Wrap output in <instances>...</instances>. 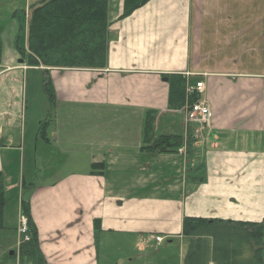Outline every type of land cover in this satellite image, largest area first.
<instances>
[{
	"label": "crops",
	"instance_id": "0c3cea01",
	"mask_svg": "<svg viewBox=\"0 0 264 264\" xmlns=\"http://www.w3.org/2000/svg\"><path fill=\"white\" fill-rule=\"evenodd\" d=\"M40 2L0 0L9 22L0 35V177L6 203L1 235L18 236L22 201H29L47 264H151L150 257L163 255L169 262L172 254L175 264H186L194 241L185 234L186 220L264 222V0H150L124 19V0H110L104 69L41 68L57 102L86 106L100 116L129 113L141 121L138 139L124 145L115 139L118 122H96L104 138L92 144L96 154L86 156L89 172L68 174L53 167L55 158L61 162L68 154L60 152L61 145L85 144L55 139L57 122L48 118L39 127L32 124L30 134L25 126L27 73L34 68L25 59L21 63L16 38L20 21L28 37L30 10ZM18 45L27 50V38L24 47ZM168 77L183 81L182 108L175 107L179 100L169 104ZM198 83L204 93L188 97L187 89ZM192 98L211 109L203 128L186 123ZM147 119H153V140L173 137L179 147L145 150ZM26 167L34 173L44 167L50 181L32 178L28 186ZM9 194L18 198L14 222ZM155 262L164 264L161 258Z\"/></svg>",
	"mask_w": 264,
	"mask_h": 264
},
{
	"label": "trees",
	"instance_id": "16d2710c",
	"mask_svg": "<svg viewBox=\"0 0 264 264\" xmlns=\"http://www.w3.org/2000/svg\"><path fill=\"white\" fill-rule=\"evenodd\" d=\"M110 0H41L30 10L28 26V53L19 47L26 33L20 21L16 46L19 54L30 67L43 66L51 69L100 70L106 67L111 41L108 21ZM150 0H124L121 19L145 6ZM21 14H15V18ZM2 44L0 41V63ZM169 104L179 100L175 107L182 108L186 102L183 81L173 82L168 77ZM44 92L54 102V89L50 78L44 79ZM197 98H192L194 103ZM153 119L146 120L145 140L150 142L145 150L167 153L179 147L180 141L173 137L153 140ZM32 168V167H31ZM31 168L26 167L31 178ZM27 172V173H26ZM29 182V181H28ZM27 184L28 186L32 185ZM3 182L0 177V212L5 206ZM22 213L27 219L28 241L20 247V264H47L40 250L38 230L33 222L29 201L22 202ZM185 234L191 236L190 252L186 264H264V222L259 225H233L204 223L186 220Z\"/></svg>",
	"mask_w": 264,
	"mask_h": 264
},
{
	"label": "rangeland",
	"instance_id": "374dc122",
	"mask_svg": "<svg viewBox=\"0 0 264 264\" xmlns=\"http://www.w3.org/2000/svg\"><path fill=\"white\" fill-rule=\"evenodd\" d=\"M5 5L0 4V11L3 13L5 9ZM17 19V18H16ZM6 23H9L6 19V14L0 13V35L2 30L4 29V25ZM3 36H0V41L2 40ZM26 38L27 36H24L20 40V46L24 47L26 44ZM22 57V56H21ZM42 72L36 69H30V71L27 73V81L29 86V96L27 98L28 102V108L25 114V122L27 126V134H30L32 131V124H35V126L39 127V123H44V120L47 121H56L57 124L55 125L57 127V133L58 135L55 137V139H69V138H75L80 139L84 144V148L74 149L71 144H62L60 150L61 153L67 154L64 156V159L62 158V161L59 162L56 158L53 162V167L58 170L60 174H68L72 172H79V173H87L89 172V161L86 156L91 155L90 152H92L93 155L96 154L94 147L92 148V144H95L94 146H98L99 142L104 138L102 135L98 133V130L94 128V123H105L109 124L111 121L118 122V128L115 129L116 131V140H121V142L125 145L127 143H133L136 142L135 140L138 139L137 133L139 132L140 127V119L136 120L134 116H132L129 113H120L117 114H104L103 116H100L99 114H96L94 111H92L90 108L86 106L82 107H74L70 105L63 104L61 101L57 102L54 98V105L50 102L47 95H45L44 92V79L45 76ZM69 106L68 108H65ZM45 107V110H44ZM45 111V112H44ZM52 111V114L50 112ZM44 113V114H43ZM130 115V116H129ZM68 116V117H66ZM109 116V117H108ZM116 116V117H115ZM67 118V122H66ZM40 119V120H39ZM128 122V123H127ZM73 123H76L77 125L75 127L72 126ZM61 127V130H60ZM63 127H66L65 129ZM96 130V134H95ZM121 132H124L125 135H122ZM45 135V134H44ZM127 135V136H126ZM32 136V134L30 135ZM46 136V135H45ZM125 137V139H124ZM34 138V137H33ZM143 138L145 141V135L143 131ZM69 145V146H66ZM66 149V151H65ZM83 149V150H82ZM59 150V149H58ZM68 150V151H67ZM70 151V152H69ZM71 158V160L66 159ZM92 158V157H91ZM49 172V171H48ZM27 173V172H26ZM31 174V178L27 175V180L31 181L33 178V181H38L39 184H46L50 181L51 176L47 177L45 176L46 170L44 167H40L39 171L29 172ZM53 181V180H51ZM51 183V182H50ZM11 200H9V205L7 208V211L9 212L11 221L13 219L15 220L16 211H17V202L16 199L17 196H9ZM14 199V200H12ZM0 233V264H18V260L15 259V257H11L10 254L14 253L16 244L18 243V236L13 235V240L10 237L9 234L1 235ZM13 243V248L11 247V244ZM167 246L166 244L163 246V248ZM159 258H161L162 261H164V264H175V257L173 258V254L169 259V262H165V258L163 255H161ZM157 258V260L159 259ZM187 258V257H186ZM155 257H150L149 262H152L151 264H158ZM186 261V259H185Z\"/></svg>",
	"mask_w": 264,
	"mask_h": 264
},
{
	"label": "built area",
	"instance_id": "2783aa9c",
	"mask_svg": "<svg viewBox=\"0 0 264 264\" xmlns=\"http://www.w3.org/2000/svg\"><path fill=\"white\" fill-rule=\"evenodd\" d=\"M203 84H198L196 90L200 93L203 92ZM192 92V90H191ZM212 117L211 111L209 107L205 103H197L189 110L187 115V121L189 123L199 124L203 125L210 121ZM20 233L22 235L26 234V226L25 221L23 222V227L20 230ZM159 242H161V239H157Z\"/></svg>",
	"mask_w": 264,
	"mask_h": 264
},
{
	"label": "water",
	"instance_id": "95a60500",
	"mask_svg": "<svg viewBox=\"0 0 264 264\" xmlns=\"http://www.w3.org/2000/svg\"><path fill=\"white\" fill-rule=\"evenodd\" d=\"M21 63H23V61H21ZM164 82H167V80L165 79ZM11 256H13V253H11Z\"/></svg>",
	"mask_w": 264,
	"mask_h": 264
}]
</instances>
